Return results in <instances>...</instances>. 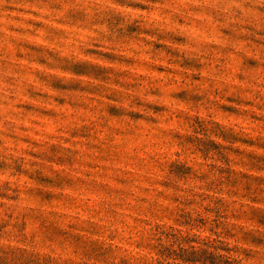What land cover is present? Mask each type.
Wrapping results in <instances>:
<instances>
[{
  "label": "rangeland",
  "instance_id": "rangeland-1",
  "mask_svg": "<svg viewBox=\"0 0 264 264\" xmlns=\"http://www.w3.org/2000/svg\"><path fill=\"white\" fill-rule=\"evenodd\" d=\"M0 264H264V0H0Z\"/></svg>",
  "mask_w": 264,
  "mask_h": 264
}]
</instances>
